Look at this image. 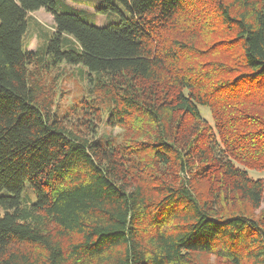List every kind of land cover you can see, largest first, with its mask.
I'll return each mask as SVG.
<instances>
[{"label": "trees", "instance_id": "trees-1", "mask_svg": "<svg viewBox=\"0 0 264 264\" xmlns=\"http://www.w3.org/2000/svg\"><path fill=\"white\" fill-rule=\"evenodd\" d=\"M101 3L128 15L0 0V264H264V179L246 170L264 171V0ZM41 9L54 31L24 50ZM61 64L88 70L110 126L139 128L129 145L53 114L30 67Z\"/></svg>", "mask_w": 264, "mask_h": 264}, {"label": "rangeland", "instance_id": "rangeland-1", "mask_svg": "<svg viewBox=\"0 0 264 264\" xmlns=\"http://www.w3.org/2000/svg\"><path fill=\"white\" fill-rule=\"evenodd\" d=\"M57 11L67 13L78 11L82 13V18L89 24L103 27L111 23H117L124 15H128L125 8L107 10L102 12L103 4L101 0H56ZM201 24V23H200ZM54 19L51 13L45 9L28 14V27L23 37V49L41 52L48 44L49 38L54 31ZM194 28V26L189 25ZM222 32V30L220 29ZM213 38V37H212ZM218 39V36H215ZM217 41V40H215ZM222 52V47L218 48L217 54ZM33 74L39 72L41 84H43L45 99L50 104L53 114L67 123L69 128L88 137L97 131L101 138L109 137L115 144H130L138 136L136 127L110 126L106 104L98 105V101L90 97L88 92L90 76L88 70L83 66L72 67L61 64L52 70L30 67ZM86 105L88 110H82ZM230 105L228 104V108ZM95 108V110H93ZM199 110L204 119L213 124L212 115L208 107L200 106ZM86 112L85 115L83 114ZM134 129V130H133ZM94 130V131H93ZM253 179H264V171L257 169H246ZM264 206H262L263 208ZM259 211L257 210L256 213ZM202 264H228L225 259L215 256L199 259Z\"/></svg>", "mask_w": 264, "mask_h": 264}]
</instances>
